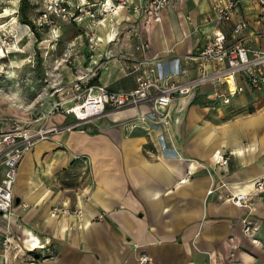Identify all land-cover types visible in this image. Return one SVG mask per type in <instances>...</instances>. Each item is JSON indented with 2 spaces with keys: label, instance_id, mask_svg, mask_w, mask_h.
I'll return each mask as SVG.
<instances>
[{
  "label": "crops",
  "instance_id": "0c3cea01",
  "mask_svg": "<svg viewBox=\"0 0 264 264\" xmlns=\"http://www.w3.org/2000/svg\"><path fill=\"white\" fill-rule=\"evenodd\" d=\"M10 2L0 0V39L10 33L19 49L0 47V75L7 59L20 68L27 49L37 63L39 54L49 53L53 67L65 64L66 44L73 48L70 70L61 69V89L49 84L28 98L17 85L13 106L0 95V132L17 122L49 129L20 161L11 212L0 213V264H264V190L253 185L264 172V92L246 87L230 106L256 111L232 122L221 120L230 106L211 116V95L225 88L222 83L176 96L167 125L140 118L146 104L97 114L75 127L64 112L75 102L70 84L92 67H98L93 83L112 90L134 88L136 74L151 66L169 74L176 61L182 73L170 80L196 74L195 55L213 27L206 20L210 1L173 0L146 29L133 9L119 8L98 26L92 58L88 30L70 29L62 42L37 40L20 21V3ZM255 14L244 0L236 17L251 23L244 43L264 50V32L257 34L264 25ZM223 29L229 33L228 24ZM143 40L147 48L140 47ZM11 118L17 120L4 122ZM218 155L227 164H218ZM238 192L248 194L246 206L226 198ZM62 205L83 212L51 215ZM245 217L259 221L256 241L243 233ZM143 253L149 260L140 262Z\"/></svg>",
  "mask_w": 264,
  "mask_h": 264
},
{
  "label": "built area",
  "instance_id": "2783aa9c",
  "mask_svg": "<svg viewBox=\"0 0 264 264\" xmlns=\"http://www.w3.org/2000/svg\"><path fill=\"white\" fill-rule=\"evenodd\" d=\"M41 1L44 7L36 19V24L47 27L50 39L57 40L58 34L54 28V17H65L67 14L75 16V13H71L69 10L70 0ZM82 1L87 4L88 0ZM108 1H103L106 3L105 12H107V7L114 11L129 0H111L110 6ZM172 1L138 0L133 7V12L140 18L142 27L146 29L161 21L163 8ZM209 1L211 10L206 14V20L212 23L213 27L204 46L195 55L196 74L184 80L174 81L170 80V77L182 73L178 61L175 62V66L169 74L160 68L157 71L155 67L151 66L148 70L136 74V85L128 90H112L101 83H92L96 77L94 72L86 76L82 75L71 84L72 98L75 102L64 109L65 114L71 115L74 119L69 127H75L79 122L97 114L140 104H146L149 107L148 112L139 113L140 118L150 120L154 126L167 125L168 108L173 99L176 96L188 95L207 83L225 85L223 90H216L211 95V103L217 113L223 112V108L230 106L233 100L245 91L246 87L254 92L263 93L264 50L252 48L244 43L242 34L251 23L246 17H236L244 0ZM248 1L256 10V22L264 25V0ZM79 10L81 11V9ZM80 14L82 15L81 12ZM92 17H94L93 14ZM225 24L229 25V33L223 29ZM263 30H259L257 34H261L264 32ZM92 36L93 43L99 41V38L93 39L96 36L95 33H92ZM148 46V40L141 41L140 47L147 48ZM1 47L3 48V45ZM72 48L70 43L66 44L60 59L70 62ZM90 50L94 53L92 46ZM93 53H90L91 58ZM143 63V61L139 62V64ZM47 131L49 129L42 127L32 129L29 125L17 122L11 128L0 132V213L11 212L15 203L13 188L20 161L38 139L45 137ZM215 160L221 165L228 162L224 155H218ZM187 175H190V171L187 172ZM253 185L258 191L264 190V172L253 180ZM212 191L213 189L209 190V193ZM226 198L239 207L246 206L248 202L246 192L228 194ZM82 212V209H71L62 205L54 206L51 215L59 213L82 214ZM259 225L258 220L245 217L243 220L244 235L256 241L255 235L259 230ZM4 245L5 247L10 245L9 239H4ZM148 260L149 256L146 253L139 257L140 262Z\"/></svg>",
  "mask_w": 264,
  "mask_h": 264
},
{
  "label": "rangeland",
  "instance_id": "374dc122",
  "mask_svg": "<svg viewBox=\"0 0 264 264\" xmlns=\"http://www.w3.org/2000/svg\"><path fill=\"white\" fill-rule=\"evenodd\" d=\"M29 9L28 13L32 16L33 20H35L39 16L40 12L43 9V3L41 0H29ZM104 0H88L87 4L83 3L82 0H70L69 4V10L70 12H74L75 16L73 17L69 14H67L65 17L62 16H55L54 17V28L57 31L58 37L60 41L62 42V38L67 37L66 34L68 30H72L73 32H79L82 29H86L89 31V37L87 41V45L90 48L92 46V50H95L98 44V41L93 43L92 40V33H95L96 36L93 38H99L98 34V26L102 24V22H105L108 16L114 12L107 13L105 12V2ZM19 0H11V5L14 6V4L18 5ZM86 2V1H85ZM138 0H129L127 3L123 4L124 6H127L128 9L132 12L133 7L136 5ZM16 7V6H15ZM81 9V11L79 10ZM90 11V13H89ZM82 13V15L80 14ZM92 14L94 17H92ZM81 16V17H79ZM141 23V20H140ZM23 26V25H22ZM21 28V26H20ZM23 28V27H22ZM70 30V31H71ZM38 31L41 33V35L44 38L50 39V34L48 32V28L45 26H41L38 28ZM7 33V32H6ZM34 35V33H33ZM14 37L7 33L5 36H2V39H0V44L3 45L4 49H14L18 50V46L16 45V42L13 40ZM45 44H48L49 42H44ZM0 45V47H1ZM41 46V45H40ZM43 46V44H42ZM27 49V46H26ZM6 52V51H5ZM93 53V52H90ZM10 54V53H9ZM25 56V63L20 68H12L9 66V62L7 59V63L3 64L2 68H4L3 73L6 75H0V95L5 97V103H9L10 105L14 104L12 100L16 97V92L18 91L16 86L18 85L22 91L23 94L28 96L30 98V92L33 91L34 93H37L39 90H43V87L49 86V84H56L59 89H61L64 85V81L61 79V69L63 65L67 63V61H64L65 64L60 65H54V69L51 66V59L49 58V53L44 55H38V63L36 59V55L34 53V50L29 52L27 49V52L24 53ZM94 55V53H93ZM11 56V55H10ZM8 56V57H10ZM90 57V56H89ZM71 60V59H70ZM61 61V60H60ZM64 68L67 70H70L69 64H66ZM69 67V68H68ZM72 67V66H71ZM93 68V67H92ZM90 68L87 71L84 72V76L87 74H91L92 72H95L96 75H98V67L96 68ZM53 70V72H52ZM94 70V71H93ZM73 71L75 72V75H77V69L73 68ZM9 72V73H7ZM12 73V77H8V75ZM59 73V75H57ZM57 76L60 78L57 79ZM82 76V75H80ZM79 76V77H80ZM4 77V78H3ZM78 78V77H77ZM76 78V79H77ZM75 81V80H74ZM93 83V82H92ZM71 85V84H70ZM86 85V84H85ZM51 86V85H50ZM20 89V90H21ZM72 89V88H71ZM73 92V90H72ZM32 96V95H31ZM13 106V105H12ZM255 108L250 107L247 108L245 112H241L239 109H237L234 105L230 106L226 109L224 116L219 119L224 121H235L237 118H240L241 116L251 114L255 112L256 110H253ZM211 116L213 118H217V111L211 107L210 108ZM16 118L6 119L4 122H15Z\"/></svg>",
  "mask_w": 264,
  "mask_h": 264
},
{
  "label": "trees",
  "instance_id": "16d2710c",
  "mask_svg": "<svg viewBox=\"0 0 264 264\" xmlns=\"http://www.w3.org/2000/svg\"><path fill=\"white\" fill-rule=\"evenodd\" d=\"M29 0H19V12H20V21L22 23L28 24L33 31L34 35L36 36L37 40L42 39L41 33L38 31V28L41 27L40 25L36 24L35 20H33L32 16L29 15ZM97 80V77L95 78ZM34 251V250H33Z\"/></svg>",
  "mask_w": 264,
  "mask_h": 264
},
{
  "label": "bare ground",
  "instance_id": "6f19581e",
  "mask_svg": "<svg viewBox=\"0 0 264 264\" xmlns=\"http://www.w3.org/2000/svg\"><path fill=\"white\" fill-rule=\"evenodd\" d=\"M108 4H109V6H110V4H112V1L110 0V1H108ZM122 7H124V5L122 6H118L116 9H114V11L115 10H117V9H119V8H122ZM106 11L108 12V13H111V12H114L112 9H110L109 7H107V9H106ZM13 63V66H15V67H18V65H17V62H15V61H12Z\"/></svg>",
  "mask_w": 264,
  "mask_h": 264
}]
</instances>
